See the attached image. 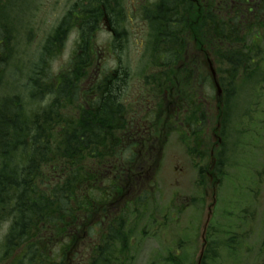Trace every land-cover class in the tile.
<instances>
[{
  "label": "trees",
  "instance_id": "1",
  "mask_svg": "<svg viewBox=\"0 0 264 264\" xmlns=\"http://www.w3.org/2000/svg\"><path fill=\"white\" fill-rule=\"evenodd\" d=\"M11 11L10 31L0 18V264H133L136 225L155 217L151 189L165 109L159 105L151 115L158 117L151 138L123 99L128 65L116 60L94 75L92 42L105 20L115 55L129 42L122 0H77L45 36L36 59L31 16L25 19L23 3ZM140 14L160 67L147 78L156 99L167 87L178 94L181 83L188 90L207 55L215 56L224 90L218 114L224 127L236 88L255 78L253 92L264 90V0H156ZM73 33L76 46L57 70ZM207 70L199 81L212 84ZM187 102L193 132L198 122L206 124V111L193 93ZM223 163L220 158V182Z\"/></svg>",
  "mask_w": 264,
  "mask_h": 264
},
{
  "label": "rangeland",
  "instance_id": "2",
  "mask_svg": "<svg viewBox=\"0 0 264 264\" xmlns=\"http://www.w3.org/2000/svg\"><path fill=\"white\" fill-rule=\"evenodd\" d=\"M76 1L27 0L23 3L25 17L31 16L29 29L31 45L35 48H31L34 59L45 36ZM154 1L122 0L128 18L125 25L129 42L119 54H114L106 22L100 25L92 42L98 63V68L93 67L94 74L99 75L103 68H113L116 60L130 68L131 77L126 81L123 99L133 110L138 107L144 111L150 103L152 106L154 102L145 101V93L158 103L163 99L160 93L156 99L153 89L148 86L147 78L150 80L160 67L150 56L147 45L149 25L140 14L141 6ZM25 28L27 30V23ZM75 46L76 35L73 33L54 63L57 70L69 60ZM192 54L196 55L197 51L193 49ZM207 69L208 65L206 68L203 65L187 83V92L193 93L195 104L206 111L207 137L205 134L203 140L197 142L188 128L181 134L186 143L176 133L171 135L165 148L162 146L160 154L163 148L164 152L155 177L156 192L152 196L155 217L145 216L136 225L132 240L133 264H197L204 243L203 234L209 224L206 232L209 246L204 259L207 264H264V90H259V96L253 92V78L245 86L236 88V93L228 99L223 136L217 135V138H224L223 146L216 150L213 170L215 175L216 172L219 174L217 166L222 158L224 175L215 191L212 179L206 173L213 140L216 141L212 132L219 122V112L211 81H199V76L206 75ZM152 119L158 117L149 120ZM175 121L180 119L174 118L171 127L178 124ZM160 140L164 141V138ZM149 144L150 141L146 142V146ZM169 257H176V263Z\"/></svg>",
  "mask_w": 264,
  "mask_h": 264
},
{
  "label": "flooded vegetation",
  "instance_id": "3",
  "mask_svg": "<svg viewBox=\"0 0 264 264\" xmlns=\"http://www.w3.org/2000/svg\"><path fill=\"white\" fill-rule=\"evenodd\" d=\"M25 0H0V18L1 20L7 21L9 24L6 27L9 31L11 29L10 22H12V11L11 6L13 5H21L24 3ZM16 15V11L14 12V17ZM22 15V14H21ZM182 83L180 84V91L179 95H175L176 87L173 86L170 89H165L164 94V102H159L157 106H155L156 103H151L148 105V108L144 111H141L140 109L135 110L136 113L140 114V116H137V119L140 124H142V127H149L152 123L149 119H151V115L153 114V111L161 106V104H164L167 107V117H166V123L168 124L171 117L174 116V118H179L180 121H175L178 124H180V129L186 128L187 121H188V102H187V90L186 87H184ZM145 101L151 102L150 97L147 96L145 93ZM140 112H143L140 113ZM155 112V111H154ZM140 118V119H139ZM173 128H176L174 126ZM146 129V128H144ZM143 129V130H144Z\"/></svg>",
  "mask_w": 264,
  "mask_h": 264
},
{
  "label": "water",
  "instance_id": "4",
  "mask_svg": "<svg viewBox=\"0 0 264 264\" xmlns=\"http://www.w3.org/2000/svg\"><path fill=\"white\" fill-rule=\"evenodd\" d=\"M211 71H212L213 79L215 81V85H216V88H217V95L220 98L221 95H222V88H221V86H220V84L218 82L217 75H216V72H215L214 68L211 67Z\"/></svg>",
  "mask_w": 264,
  "mask_h": 264
}]
</instances>
